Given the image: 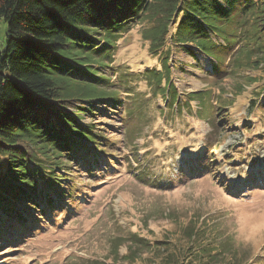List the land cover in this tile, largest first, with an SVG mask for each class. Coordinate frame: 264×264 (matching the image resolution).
Returning a JSON list of instances; mask_svg holds the SVG:
<instances>
[{"label": "rangeland", "instance_id": "374dc122", "mask_svg": "<svg viewBox=\"0 0 264 264\" xmlns=\"http://www.w3.org/2000/svg\"><path fill=\"white\" fill-rule=\"evenodd\" d=\"M144 21L120 35L108 61L112 67H100L111 77L107 87L121 94L118 109L97 101L95 114L82 119L97 122L108 144L99 154L91 152L93 158L85 163L69 164L64 186L72 184L73 191L61 209L48 208L44 216L32 210L40 219L17 231L1 226L0 264H154L179 248L183 264H264L263 70H241L240 76L258 77L247 83L225 66L223 79L217 80L208 75L214 58L174 50L169 60L175 64L171 78L179 101L203 88L214 91V97L222 91L234 94L222 111L223 105L214 108L218 119L227 114L216 126L206 113L197 112L198 99L190 108L184 104L181 115L172 114L160 90L154 95L148 84L145 72L164 70V64L151 55ZM237 25H226L223 35H234L228 41L242 32ZM6 29L3 20L0 49ZM117 72L131 86L130 99ZM243 82L237 91L236 84ZM256 91L262 95L252 100ZM140 104L138 118L123 117L127 107L138 110ZM130 122L134 129L126 133ZM193 228L198 230L195 239L189 238Z\"/></svg>", "mask_w": 264, "mask_h": 264}, {"label": "trees", "instance_id": "16d2710c", "mask_svg": "<svg viewBox=\"0 0 264 264\" xmlns=\"http://www.w3.org/2000/svg\"><path fill=\"white\" fill-rule=\"evenodd\" d=\"M239 14L244 18L238 19ZM143 19L151 55L164 64V70L145 72L148 84L154 95L160 90L172 114L181 115L184 104L190 108V102L198 99L197 112L206 113L216 126L227 114L218 119L214 108L223 105L222 111L231 101L228 95L234 94L222 91L214 97V91L203 88L179 101L171 78L175 64L169 60L174 50L194 57L201 51L214 58L208 75L217 80L223 79L225 66L236 73L234 77L246 68L264 73V0H0V28L3 20L7 23L0 49V230L6 225L17 231L40 219L35 212L44 216L48 208L61 209V201L73 191L72 184L64 186L69 164L85 163L105 149L109 142L105 130L82 119L95 114L97 101L118 109L121 94L107 87L111 77L100 67H112L108 61L118 38ZM229 23L239 24L242 31L230 41L226 38L233 33L223 35ZM118 77L128 99L131 86L119 72ZM239 77L247 83L258 80L249 74ZM243 84H236L237 91ZM255 93L252 100L262 95ZM137 107H127L123 117L138 118L141 104ZM133 129L130 122L125 131ZM192 230L189 238L195 239L198 230ZM179 249L154 264H183L185 254ZM130 257H136L135 250Z\"/></svg>", "mask_w": 264, "mask_h": 264}]
</instances>
